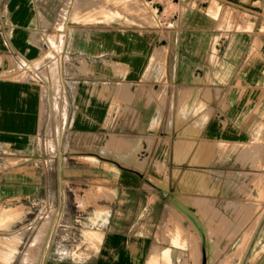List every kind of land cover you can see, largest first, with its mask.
I'll use <instances>...</instances> for the list:
<instances>
[{"label":"rangeland","instance_id":"1","mask_svg":"<svg viewBox=\"0 0 264 264\" xmlns=\"http://www.w3.org/2000/svg\"><path fill=\"white\" fill-rule=\"evenodd\" d=\"M14 1L0 0V14L4 19L14 8ZM28 1L31 14L34 12L39 17L36 28L43 33L41 52L29 61H18L17 68L11 69L10 64L9 69L20 68L24 73L22 77L35 81L44 79L53 86L60 77L75 80L77 76L81 81L78 89L82 97H87L91 89L99 94L96 104L100 123L105 118V95L109 91L121 94L124 89L115 85L113 88L100 85L92 88L90 82L165 79L170 77L171 65L178 66L184 61L180 54L168 52L167 61L163 62L161 52L154 48V33L137 30H167L173 25V29H185V18L190 14L198 18V22L190 23L191 27L206 32L204 41L208 39L207 32L215 29L250 31L246 40L240 45H237L239 40L233 42L220 56L215 54V45L212 47L210 61L212 66L217 64L219 68L205 71L204 79L224 81L228 86L221 90L216 84L193 89L183 84L135 86V90L118 97L119 100L110 106L115 113L114 118L108 117L110 135L101 132L96 140L97 153H103L105 144H114L117 151L109 161L137 174L145 189L156 192L153 201L149 198L150 203L143 206L141 200L130 215L131 223H138L136 229L144 246L140 264H147L150 255L159 258L169 248L178 251L176 264H237L233 256L239 247L234 243L248 236L249 229L242 228L250 222L249 206L243 203L249 199L236 204V199L220 196L230 182L224 180L223 173L217 172L233 170L240 177L239 182L231 181V189L235 187L247 193L252 188L258 194L264 191V4L261 2L253 11L249 6L225 5L218 16L211 18L200 13L198 7L203 1L199 3L198 0H195L198 3L186 0ZM179 11H186L184 22L175 26L173 18L167 21V17ZM251 12L261 17L256 21L247 20ZM250 50L252 53L248 56ZM2 56L1 68L6 69L12 58ZM38 58L41 60L33 63ZM21 66L26 67L28 76ZM172 76L178 81L187 78L185 70L172 71ZM236 78V85L231 87L229 84ZM138 88L146 93L147 100L134 102L137 110L131 121L138 132L128 133L124 124H129V120L124 118V112L132 94L139 92ZM202 98H206V102L201 101ZM82 103L84 110L86 103ZM200 114L203 116L195 120ZM111 127L113 131L109 130ZM53 136L67 143L60 153L70 156L72 162L80 159L77 153L86 155L73 148L77 147L75 144L89 143V137L79 141L67 133ZM146 151L148 158L142 160ZM124 152L129 154L124 156ZM208 154L219 156L221 160L210 166L203 165ZM96 157L95 170L75 166L67 167L66 173L78 175L81 168L83 174L103 176L111 173L100 156ZM224 164L229 166L224 167ZM70 185L71 190L66 192L65 220L60 230L55 231L49 254L54 256L60 249L65 258L81 259L95 250L99 235L94 232L93 225L104 218L90 212L95 189L78 183ZM98 192L104 196L102 189ZM82 193L90 198L82 199ZM42 217L35 208L29 220L36 222ZM33 248L34 254H38V247ZM130 249L134 254V248ZM158 258L149 261L150 264H161Z\"/></svg>","mask_w":264,"mask_h":264},{"label":"crops","instance_id":"2","mask_svg":"<svg viewBox=\"0 0 264 264\" xmlns=\"http://www.w3.org/2000/svg\"><path fill=\"white\" fill-rule=\"evenodd\" d=\"M187 1L196 2L195 0L185 2ZM198 1L199 3L203 1L202 6L198 7L200 13L211 18L218 16L225 5L249 6V9L253 11L261 2L264 4V0ZM12 4L14 8L5 16V19L0 14V264H140L144 246L140 241L138 228L136 229L138 223H131L130 215L133 208L140 205L141 200L145 206L150 203L147 199L153 198L151 200L153 201L157 195L156 192L145 189L146 187L141 184L140 176L118 168L109 161L113 153L117 151L114 144H105L103 153L96 152L98 135L101 132L105 136L110 135L107 132L108 117L115 116L110 106L119 100L118 97L128 95V92L135 90V86L172 87L183 84L193 89L216 84L221 90L222 87L228 86L226 82L204 79L205 71L219 68L217 64L212 66L213 63L210 61L212 47L215 45L217 48L215 54L220 56L233 42L239 40L237 45H240L242 40L248 38L250 31L215 29L207 32L209 36L204 41L202 38L206 32L192 28L190 25L191 22H198V18L190 14H188L189 17L188 15L186 18L183 17L186 11L174 12L171 17H167V21L173 18L175 26L177 23L184 22L185 18L187 27L185 29H173V25L167 30H137L154 33L156 38L154 48L161 52L163 62L167 61L168 52L180 54V58L184 61H181L178 66L171 65L170 77L165 79L145 78L138 81L130 79L117 83L90 82L92 88L98 85L113 88L115 85L124 89L121 94L109 91L105 95L104 103L107 104L104 108L105 118L100 123L96 104L99 94L91 89L89 97H82L78 89L81 81L76 78L77 76L75 80L60 77L54 89V86L44 79L40 81L26 79L20 75L21 69H9L10 64L14 66L18 61H29L39 54L43 39V33L36 28L39 17L34 12L31 14L30 2L15 0ZM259 16L261 17V14L251 12L247 20L256 21ZM239 20L244 21L242 18ZM218 44L221 45L218 46ZM251 53L252 50L248 56ZM3 54L9 59L12 58L11 63L6 65V69L1 68ZM177 70L186 71V80L178 81L173 77L174 75L172 76V71ZM25 72L28 76L26 69ZM113 72L114 70L111 71ZM234 81L229 84L231 87L236 85L238 79ZM143 92H134L126 106L124 118L129 120V124L128 122L124 124V130L128 133L138 132L134 121L131 120L137 110L134 102L144 103L147 100L146 93ZM153 95L156 101L155 93ZM200 100L206 102V98ZM82 102L86 103L87 108L84 110ZM202 114L195 120L203 116ZM105 122L106 125H104ZM203 127L204 124L201 131ZM103 130L106 132L104 133ZM109 130L113 131V128ZM63 133L71 134L75 140L79 141L89 137V143L75 144L77 147L73 148L77 152L84 151L86 155H83V152H76L80 159H74L73 162L70 156H63L60 152L67 143L62 141L61 137L53 136ZM128 154L129 152L122 153L124 156ZM143 155L145 157L142 160H146L148 152L146 151ZM96 156H100L111 173L103 176L96 173L83 174L82 168L78 175L66 173L67 167L75 166H86L90 171L95 170L96 161L94 160H98ZM219 159V156L208 154L202 164L210 166ZM82 161L89 163L83 164ZM179 164L176 163V165ZM234 172L226 169L217 172L219 175L223 173L224 180L230 182L228 188L220 192V196L232 197L236 199V204L238 202L241 204L243 199H249L243 203L249 206L250 222L242 228L249 229V233L246 238H240L234 243L239 248L236 249V255L233 258L237 264H264V191L258 194V191L252 188L247 193L241 189L235 190V187L231 189V181L233 183L240 181V177ZM75 183L88 186L87 189H95L91 196L94 202L89 204L90 212L103 215L104 218L101 222L97 220L93 225L94 232L99 235L97 246L81 259L65 258V255L60 253V249L56 255L50 256L49 248L54 243L55 231L60 230L65 220L66 192L71 190L70 184ZM101 189L105 192L104 196L98 192ZM259 197L262 198L261 202L258 201ZM81 198L89 199L90 197L82 193ZM35 208L43 214V217L36 222L29 220V215ZM50 214L53 216L50 217ZM135 244L139 247L136 255L130 249V246ZM34 246L38 247V254H34Z\"/></svg>","mask_w":264,"mask_h":264},{"label":"bare ground","instance_id":"3","mask_svg":"<svg viewBox=\"0 0 264 264\" xmlns=\"http://www.w3.org/2000/svg\"><path fill=\"white\" fill-rule=\"evenodd\" d=\"M70 4V3H69ZM67 6V5H66ZM76 6V3H75V5H74V7ZM5 9H6V6H5ZM4 13H5V11H4ZM63 13V12H62ZM60 18H62V17H60ZM63 20V19H62ZM64 23H66V21L64 22ZM62 27V26H61ZM262 27V26H261ZM63 29V28H62ZM256 40V39H255ZM32 45V44H31ZM38 60H41L40 58H38L36 61H34L33 63H37V61ZM17 66L19 67L20 65H18V64H14V66H13V64H11V69L12 68H17ZM18 69H20V68H18ZM22 74H24L23 72H20V75L21 76H23ZM240 93V92H239ZM247 101V100H246ZM215 121V120H214ZM215 122H217V121H215ZM194 131V130H193ZM190 132V131H189ZM149 142V141H148ZM36 152V151H35ZM140 153V152H139ZM140 161V160H139ZM160 164V163H159ZM158 164V165H159ZM156 165V164H155ZM156 167H157V165H156ZM159 167V166H158ZM162 167V166H161ZM158 169V168H157ZM160 169V168H159ZM163 169V168H162ZM158 172V171H157ZM93 234H94V232H93ZM88 235V234H87ZM203 243H204V245L205 246H207L208 244H207V242H205V240H203ZM130 247H132V249H133V251H135V255L137 254V252H138V249H139V247L135 244V245H131ZM215 251V250H214ZM177 256H178V251L177 250H175V249H171V248H169V249H167V250H164L163 252H162V255L161 256H159V258L158 257H155V258H153V256L152 255H150V257H148V259H147V264H150V262L149 261H151V260H154V259H157L158 258V260H157V262H159V261H161V264H176L175 263V259L177 258ZM211 259V258H210ZM213 259V258H212Z\"/></svg>","mask_w":264,"mask_h":264}]
</instances>
